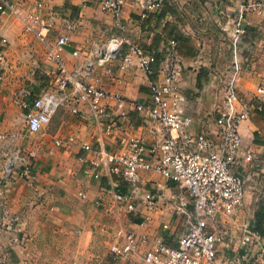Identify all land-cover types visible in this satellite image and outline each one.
I'll return each mask as SVG.
<instances>
[{"label":"crops","instance_id":"1","mask_svg":"<svg viewBox=\"0 0 264 264\" xmlns=\"http://www.w3.org/2000/svg\"><path fill=\"white\" fill-rule=\"evenodd\" d=\"M10 1L21 11L22 19L30 13L40 14L50 25L48 41H56L62 35L69 37L63 52L69 71H80L79 77L86 83L99 79L109 92H121L127 103L145 101L151 80L163 79L168 71L178 70L180 90L187 97L185 113L194 120L193 134L206 126L215 130L213 103L220 78L225 74L235 78L240 97L246 100L253 99L256 88L264 84V15L247 13V36L237 41L229 36L242 0H123L119 24L111 14L98 8L99 0ZM39 1L44 2L42 9L37 8ZM21 18L0 14V136H7L0 138V185L9 209L21 216L15 227L0 225V254H6V264H146L142 254L147 246L128 261L111 254L110 245L116 241L118 229L138 235L146 233L153 239L165 236L169 245H176L187 219L176 208L184 200L188 210H192L188 192L159 173L142 171L140 194L152 192L155 207L149 209L138 199L136 215L125 211L119 215L113 209L112 190L126 193L125 181L119 177L113 183L107 177L85 178L89 163L80 143L97 145L100 139L86 110L74 114V103L67 101L42 130L28 131L26 115L33 110V100L57 86L60 74L36 33L23 29L25 23ZM39 28L37 25L36 29ZM115 35L124 36L154 54L155 73L149 75L137 67L121 71L120 58L112 64V76H101L96 66L87 69ZM171 40L177 41V49L174 58L168 60L166 48ZM129 48L126 43L122 54ZM236 65L241 66L239 71ZM69 92L68 89L66 94ZM121 110L116 100L109 101L106 122L116 121L118 127L110 135L103 134L101 142L108 149H123L131 137L143 138L148 144L162 138L161 128L144 114L131 111L121 117ZM262 131L264 105L241 126L244 147L252 149L256 159L252 165L242 159L237 168L246 179L243 208L230 217H220L212 225L213 230L228 232L219 247L226 249L218 256L217 264L248 258L240 237L242 228L252 224L258 202L264 198V189L260 190L264 176L262 180L259 177V164H264V139H256ZM69 135L76 137L77 144L55 145L56 139ZM17 149L37 152L30 159L28 175L23 165L6 173L8 155ZM81 192L86 194L85 199L79 195ZM244 213L250 216L247 223L240 218ZM241 242L244 249L238 254L237 245ZM254 247L253 259L260 263L264 257Z\"/></svg>","mask_w":264,"mask_h":264},{"label":"built area","instance_id":"2","mask_svg":"<svg viewBox=\"0 0 264 264\" xmlns=\"http://www.w3.org/2000/svg\"><path fill=\"white\" fill-rule=\"evenodd\" d=\"M97 5L102 12L111 14L120 23L123 0H99ZM43 7L44 2L39 1L37 8ZM241 7L229 30V36L234 41L243 39L248 34L250 22L247 20V13L264 15V0H242ZM0 14H14L21 18V11L10 0H0ZM143 16L146 17L147 14ZM21 20L25 23L23 29L36 33L37 38L45 45L49 58L60 74L56 80L57 86L33 100V110L26 115L28 131L37 133L42 130L65 102L72 101L73 113L79 114L86 110L100 136L97 145L80 143L89 163L85 178L90 180L107 177L113 183L114 178L119 177L127 184L126 193L115 188L112 190L113 209L117 214L125 211L136 215L139 211L136 203L138 199L149 209L155 207L156 198L152 192L144 191L143 195L140 194L142 171L161 174L186 190L190 196L191 211L188 210V202L184 200L176 208L178 213L187 216L183 233L176 245H169L165 236L153 239L146 233L138 235L120 228L116 241L110 245L111 254L116 259L128 261L132 256L140 254L141 247L147 246L142 254L146 264H217L219 247L226 241L228 232L213 230L212 225L222 216L235 215L245 204L246 179L237 172V168L242 159L252 164L256 155L252 149L244 147L241 126L251 119L255 111L263 109L264 84L256 88L253 99L246 100L240 97L235 78L229 73L225 74V77L220 78V87L213 103L215 130L206 126L204 130L193 134L191 127L194 120L185 113L187 97L180 90L178 70L168 71L163 79L151 80L145 101L127 103L121 92H109L100 85L99 79L95 83H86L79 77L80 71L68 70L63 52L69 43V37L62 35L56 41H48L50 25L42 20L40 14L30 13ZM37 25L40 26L39 29H36ZM2 42L6 44L7 39L3 37ZM126 43L130 45L129 51L122 54V47ZM176 49L177 41H169L166 48L168 60L174 58ZM118 58L121 71L137 67L149 75L155 73V55L119 35L109 38L87 69L96 66L100 69L101 76H112V64ZM236 68L239 71L241 66L236 65ZM68 89L70 92L66 94ZM110 100H116L122 108L121 117L131 111L144 114L148 121L161 128L162 138L148 144L143 138L131 137L123 149H108L101 142L103 134L110 135L118 127L116 121L106 122ZM125 103L127 107L124 106ZM22 105L27 107L26 102H22ZM0 138L7 139V136L1 135ZM54 143L57 146L72 145L77 144V139L69 135L65 139H56ZM36 154V151L28 153L23 149L14 150L8 155L6 173L10 174L17 165H23L28 175L30 159ZM82 159L84 160L83 157ZM79 195L86 198L83 192ZM148 219L146 216L145 220ZM20 221L21 216L13 213L3 199V187L0 185V225L15 227ZM243 244H254L264 257V237L252 229L247 231ZM6 257L5 253L0 254V264L7 263ZM254 264H264V260Z\"/></svg>","mask_w":264,"mask_h":264},{"label":"rangeland","instance_id":"3","mask_svg":"<svg viewBox=\"0 0 264 264\" xmlns=\"http://www.w3.org/2000/svg\"><path fill=\"white\" fill-rule=\"evenodd\" d=\"M253 70V69H252ZM256 70V69H255ZM254 93V92H253ZM264 131H262L261 133H260V135H259V137H256V139H260V140H262V139H264ZM250 164V163H249ZM256 164V163H255ZM250 165H252V164H250ZM260 167H261V169H262V172H260V178H261V180H262V176H264V164L262 163V162H260ZM248 169V168H247ZM262 189H264V184H261V187H260V190H262ZM230 217V216H229ZM233 217H231V219H232ZM244 222H248L249 220H250V216H248V214H246V213H244L243 214V216H241L240 217ZM246 223H245V225H246ZM250 225V224H249ZM251 229V225L248 227V226H244L243 228H242V231H241V240H243L245 237H247V231L248 230H250ZM227 236H228V233H227ZM247 248H246V250H247V252L249 253V255H248V258L247 259H243V260H241L240 262H234V261H230L229 262V264H254V263H257V261L255 260V258L253 259V254L254 253H256V248L254 247V245H248V246H246ZM242 248L244 249V246H243V244H242V242L241 243H239V246L237 245V250H236V253H238V254H242V252H243V250H242ZM225 249L226 248H221L219 251H218V256L219 255H223L224 254V251H225ZM258 249V248H257Z\"/></svg>","mask_w":264,"mask_h":264},{"label":"trees","instance_id":"4","mask_svg":"<svg viewBox=\"0 0 264 264\" xmlns=\"http://www.w3.org/2000/svg\"><path fill=\"white\" fill-rule=\"evenodd\" d=\"M251 228L255 233L264 237V198H261L258 202Z\"/></svg>","mask_w":264,"mask_h":264}]
</instances>
